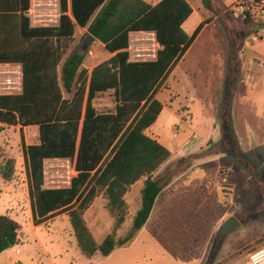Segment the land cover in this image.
Here are the masks:
<instances>
[{"label": "trees", "instance_id": "trees-1", "mask_svg": "<svg viewBox=\"0 0 264 264\" xmlns=\"http://www.w3.org/2000/svg\"><path fill=\"white\" fill-rule=\"evenodd\" d=\"M29 2L0 0V64H19L21 68L20 92L0 94V124L38 129L37 144L25 146L21 137L33 219L42 222L66 213L81 254L88 259L97 253L107 257L115 248L127 245L144 226L155 198L173 176L152 177L171 153L145 131L162 110L157 93L213 17L206 16L187 35L181 27L192 12L186 0H160L154 5L145 0H58L56 25L32 26L25 15ZM201 3L208 11L213 8L211 0ZM76 26L113 54L90 71L82 67L84 55L75 48ZM131 32L154 34L159 48L153 60L130 59ZM235 61L236 54L230 55L228 69ZM108 92L114 107L100 111L96 99ZM226 111L228 114V108ZM223 120L234 138L229 117L224 115ZM235 144L230 151L233 159L252 176L254 168ZM46 159L73 163L75 175L67 187L43 186ZM183 161L179 159L178 164ZM13 164L6 159L0 165L3 181L11 179ZM141 179V204L131 230L125 237L115 238L127 212L124 196ZM98 190L113 219V232L99 244L83 218ZM18 229L13 219L0 214V253L18 242Z\"/></svg>", "mask_w": 264, "mask_h": 264}, {"label": "rangeland", "instance_id": "rangeland-1", "mask_svg": "<svg viewBox=\"0 0 264 264\" xmlns=\"http://www.w3.org/2000/svg\"><path fill=\"white\" fill-rule=\"evenodd\" d=\"M211 1L213 8L211 11L205 9L203 16H212L213 21L204 27L158 93L156 99L161 103L162 110L152 128L155 136L173 155L182 142L194 137L199 140L193 149H189L190 152L184 153L183 162L178 164L179 159L166 162L152 176L162 179L173 174L163 188L188 187L189 194L185 193L180 204V210H185L187 214L171 223L153 219L145 224L142 232L141 229L135 232L127 245L115 248L109 260L100 253L88 259L77 247L66 213L36 227L34 232L31 229L27 215V177L21 163L19 134L14 128L3 125L0 132V165L11 159L14 169L9 181L5 182L0 177V214H11L21 235L19 241L0 256V264H12L13 261L18 264L16 250L21 251L20 259H25L21 264H220L225 254L243 256V264H246L248 254L264 246V85L260 83V77H264V27L245 23L231 14L228 7L234 0ZM147 2L152 3L150 0ZM191 5L199 12L202 3L196 0ZM53 9L48 6L39 8L42 14L36 12V16H30L31 25H56L58 8ZM78 32L75 48L84 55L87 67L107 57L97 42L86 51H81L87 33L85 30ZM140 39L136 35L130 38L129 54L133 61L151 59L156 50L152 46L154 41ZM245 39L250 48L244 51V55L253 58L255 66L251 72L244 71L243 74L238 65L247 61L241 52ZM234 54L236 61L228 69L227 60ZM258 62L263 65L258 67ZM242 79L249 84H244ZM0 83V93H13L20 81L11 76L0 80ZM96 106L100 111L112 109V93L99 96ZM224 115L229 117L243 155L254 168L252 176L230 153L237 142L225 127ZM30 138L28 132L27 140ZM73 175L75 172L70 161L46 165L43 186L64 187ZM194 187L208 188L212 196L219 187L222 202L219 206L206 203L200 210L188 197L195 195L194 191H189L195 190ZM164 191L160 201L167 196ZM125 200L127 212L124 222L115 232V238H123L131 230L140 193L136 188L131 192L129 190ZM105 204L103 192L98 190L83 214L85 224L98 244L113 232V219ZM221 209L227 212L226 217L212 223L216 214L223 212ZM195 211L198 214H190ZM230 216L240 222V227L218 238L221 225Z\"/></svg>", "mask_w": 264, "mask_h": 264}, {"label": "crops", "instance_id": "crops-1", "mask_svg": "<svg viewBox=\"0 0 264 264\" xmlns=\"http://www.w3.org/2000/svg\"><path fill=\"white\" fill-rule=\"evenodd\" d=\"M147 2V0H145ZM152 1V3H148L150 5H154L156 4L157 2H159L160 0H150ZM192 1H196V0H186V2L190 5L191 9H192V12L191 14L188 16V18L182 23L181 27L183 29V31L187 34V35H190L192 34V32L194 31V29L198 26V24L205 18L203 15L204 12H206L205 8L202 7V5H200L199 7V11L194 9L191 5ZM232 1V0H231ZM235 1V0H234ZM232 1L231 4L234 2ZM204 11V12H203ZM68 14H69V11H68ZM208 24H206L205 26H207ZM204 26V27H205ZM204 29V28H203ZM202 29V30H203ZM81 30H85L83 28H80L78 26L75 27V43H76V33L77 31H81ZM201 30V31H202ZM86 31V30H85ZM78 32V33H79ZM136 32H131L129 33V48H128V51L130 50V38L132 35H134ZM139 36L143 37V40L144 39H147V40H150L151 42H155V44H152V46H154V49H158L159 46L157 45L155 39H154V34L152 32H139ZM201 33V32H200ZM199 33V34H200ZM88 35V34H86ZM152 37V38H149ZM198 37V36H197ZM196 37V38H197ZM195 41V40H194ZM98 43L99 46H101V48L104 50L103 48V45L100 44L97 40L94 39V43ZM244 43V46H243V49L241 50L242 52V55L244 56V58L247 60L246 63H241V66L238 65L239 69L241 68V72L243 73L244 71L245 72H251V70L254 68V63H253V58H247L245 55H244V51H246L247 49L249 50L250 47H248V42L247 40L245 39V41H243ZM193 44V43H192ZM191 44V45H192ZM190 48V47H189ZM188 48V49H189ZM187 49V50H188ZM155 50V51H156ZM105 51V50H104ZM106 54H107V57H105L104 59L100 60L99 62L93 64L92 66L90 67H87L85 65V60H83V64H82V67L88 69L89 71L94 67L96 66L98 63L108 59L109 57H111L113 54H109L107 51H105ZM240 52V53H241ZM186 53V52H185ZM89 55L91 54L90 52L88 53ZM184 56V55H183ZM182 56V57H183ZM155 57V56H154ZM153 55H151V59H148V60H153L154 59ZM133 61V60H132ZM261 62H258L257 65L258 67L259 66H262L263 64ZM178 64V63H177ZM176 67V66H175ZM238 69V68H237ZM238 69V70H239ZM244 74V73H243ZM239 75V74H238ZM11 76H15L16 79H18L20 81V78H21V68H20V65L19 64H0V80H3V79H7V77H11ZM242 82H244V84H249L246 80L244 81L242 79ZM253 82H254V77H253ZM252 82V86L254 85V83ZM260 83L262 85H264V77H260ZM1 84V83H0ZM4 84V83H2ZM165 85V84H164ZM18 88H16L15 92L13 93H19L20 92V83L18 84ZM161 91V90H160ZM159 91V92H160ZM158 92V93H159ZM157 93V95H158ZM0 94H11V93H0ZM157 95H156V98H157ZM98 99V98H97ZM96 99V100H97ZM96 104V102H95ZM97 107V106H96ZM114 107V106H113ZM113 109V108H112ZM99 110V109H98ZM111 110V109H110ZM106 111V110H104ZM160 115V114H159ZM155 123V122H154ZM154 123L148 128L146 129L145 131V134L150 137L151 139L157 141L159 144H161L163 147H165L168 151H169V148L167 146H165L161 140L159 138H157V136H155V134L153 133V125ZM0 126H3L0 124ZM5 126V125H4ZM12 128H14L17 133L19 134V138H20V142H21V137H22V141L24 143L25 146H28V145H34V144H37L38 143V129L36 126H29V127H23V128H20L19 125H16V126H10ZM28 132H30V135H31V138L29 140H27V134ZM234 132V131H233ZM174 138L178 139V136H174ZM234 138L237 142V145L238 147L240 148V150L242 151L241 147H240V142H238V137L237 135L234 133ZM187 145V141L185 142H182V144H180V146L177 148V150L174 152V155L172 154L171 151H169L171 153V157L170 159L167 161L168 163L169 162H172V161H175L177 159H181L183 156H184V153H187L189 151V149H193L194 147H191V146H186ZM190 152V151H189ZM243 153V151H242ZM68 159H46L44 160L43 162V172L45 174V171H46V165L48 166L49 164H53V163H57V162H64V161H67ZM21 163L24 165V169H25V174H26V168H25V162H24V158H23V155H22V161ZM72 166H73V163H72ZM74 176V175H73ZM173 183V181L171 182ZM69 184V181L67 182L66 186L64 187H67ZM26 187H28V183L26 182ZM143 187V179L139 180L138 182H136L134 185H132L130 187V192L133 191V189L136 188V191L137 193H140L141 189ZM165 188H169V189H165ZM186 188L188 187H164L163 189L165 190H161L159 192V194L157 195V197L155 198V201H154V204H153V207H152V210L149 214V217L146 221L145 224H148L150 221H152L153 219H161L160 220V223H166V222H174L175 218L181 216V215H186L187 212L185 210H180V204L181 202H183V199L185 197V193H188V190H186ZM195 190H192V189H189V191L191 192H195L194 194L195 195H189L188 197L190 199H192V202L194 203L195 207H200V210L202 208V206H204L206 203H213L215 204L216 206L220 205V202H222V198H220L219 196V192L220 189L219 187H217L214 192V196H212L210 193L211 191L208 189V188H205V187H194ZM163 191L165 192L164 194H167L166 197H163V199L160 201V196L163 194ZM127 194H129V191L125 194L124 196V200L127 198ZM126 202V200H125ZM137 203H138V200H137ZM135 204L137 206H135V210H134V213H133V217L135 215V213L137 212V210L140 208V204H141V200L139 201V205L138 204ZM127 204V202H126ZM182 207V206H181ZM223 212L221 213H217L216 214V218H215V221L212 222V223H217V222H220L221 220H223L225 217H226V214L227 212L223 209H221ZM192 213H196L198 214L196 211L195 212H190V214L192 215ZM7 214L10 218H12V215L9 214L8 212L5 213ZM200 215L203 214L202 211L199 212ZM27 215L30 217V224H31V229L33 230V232L35 231V228L40 226V225H44L47 221L49 220H52V219H55L57 218L56 217H53L51 219H48V220H45V221H42V222H38V218L35 217L33 219V216H32V211H31V206H30V199H29V208L27 210ZM132 217V219H133ZM167 218V220H166ZM13 219V218H12ZM14 220V219H13ZM174 220V221H173ZM15 221V220H14ZM165 221V222H164ZM16 222V221H15ZM17 223V222H16ZM36 223V224H35ZM145 224L144 226L141 228V232H142V229L145 228ZM222 226V225H221ZM221 228V227H220ZM220 230V229H219ZM219 232V231H218ZM233 232V231H232ZM21 235V230L20 228L18 229L17 231V238H18V241H19V237ZM219 238V237H218ZM219 242H218V245H217V248L219 247ZM5 251H3L2 253H0V256L4 253ZM45 252V251H44ZM115 252V249L110 253V255H108L107 257H105L107 260L110 259V256L113 255V253ZM48 255V254H47ZM46 255V256H47ZM20 256H21V251L18 250V254H16V263L18 264H21V262H23L25 259H20ZM225 258H224V257ZM222 257L224 259H222V261L220 262V264H243V256H233L232 254H225V255H222ZM248 257V256H247ZM246 258V257H245ZM12 263V262H11ZM247 263V260L246 262ZM12 264H15V261H13Z\"/></svg>", "mask_w": 264, "mask_h": 264}, {"label": "built area", "instance_id": "built-area-1", "mask_svg": "<svg viewBox=\"0 0 264 264\" xmlns=\"http://www.w3.org/2000/svg\"><path fill=\"white\" fill-rule=\"evenodd\" d=\"M44 6L53 7L54 11L56 10V8H58V20V0H30L29 8L27 9L25 15L30 19V16H36L35 13L40 12L39 8ZM228 10L229 12H231V14L235 15L241 20H250L253 23L264 24V0H235L232 4L229 5ZM41 14L42 12H40L39 15ZM139 34V32H136L134 35L139 36ZM140 40H143V38L141 37ZM154 56L155 53L153 57ZM198 141L199 140L194 137L187 142L186 146L194 147ZM15 253L18 254V250H16ZM246 264H264V246L251 251L248 254Z\"/></svg>", "mask_w": 264, "mask_h": 264}, {"label": "water", "instance_id": "water-1", "mask_svg": "<svg viewBox=\"0 0 264 264\" xmlns=\"http://www.w3.org/2000/svg\"><path fill=\"white\" fill-rule=\"evenodd\" d=\"M94 42V38L91 35H86L83 43L81 44L80 50L81 51H86L88 47ZM240 227V222L233 216L228 217L225 222L222 224L218 237L222 238L228 233L236 230L237 228Z\"/></svg>", "mask_w": 264, "mask_h": 264}]
</instances>
